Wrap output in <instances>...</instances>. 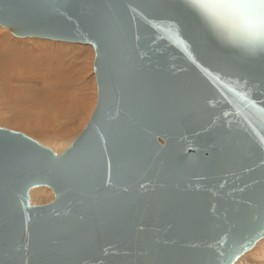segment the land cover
<instances>
[{"label": "water", "instance_id": "obj_1", "mask_svg": "<svg viewBox=\"0 0 264 264\" xmlns=\"http://www.w3.org/2000/svg\"><path fill=\"white\" fill-rule=\"evenodd\" d=\"M152 2L0 0L17 38L91 45L98 93L60 156L0 128V264H237L264 239V61L240 60L227 21L190 54ZM42 187L53 202L32 205Z\"/></svg>", "mask_w": 264, "mask_h": 264}, {"label": "rangeland", "instance_id": "obj_2", "mask_svg": "<svg viewBox=\"0 0 264 264\" xmlns=\"http://www.w3.org/2000/svg\"><path fill=\"white\" fill-rule=\"evenodd\" d=\"M3 36L13 44H16L13 40L17 41V45H14V47L18 46L17 48L39 49L38 53L41 52L40 49L51 51L65 48L68 57H72L69 67L63 73L65 79L63 91L69 98L68 106L63 103V111L69 112L68 114L62 115L60 114L61 111L58 110H37L36 105L34 111L31 107L28 110L29 112L26 111V115H23V109L18 106V100L15 99L16 94L9 90L0 92V128L24 134L60 156L85 129L97 104V84L93 69L94 49L90 45L70 44L41 38H17L0 27V38ZM40 43L47 44L48 47L46 45L41 46ZM78 48L86 49V54L81 55L80 52L71 51ZM40 57L42 56L38 55V58ZM61 62V59H52L51 69L57 68ZM42 69L47 70L44 67ZM20 71V69H16L15 73ZM27 73L34 74L29 71ZM45 80L49 85H54V79L48 78ZM37 82H39V79ZM13 85L16 88L24 85V83H13ZM54 198L55 195L49 188H37L30 192L32 205H47L53 202ZM263 242H259L237 264H264Z\"/></svg>", "mask_w": 264, "mask_h": 264}, {"label": "snow or ice", "instance_id": "obj_3", "mask_svg": "<svg viewBox=\"0 0 264 264\" xmlns=\"http://www.w3.org/2000/svg\"><path fill=\"white\" fill-rule=\"evenodd\" d=\"M149 7L165 17L171 35L190 54L193 49L199 48L205 54L213 55L207 42L208 35L214 32L218 39H225L221 29L227 21L229 32L227 39L231 44L241 47L240 60L264 61V0H154ZM186 14L198 17L202 21V26L193 30L187 38L183 34ZM225 64L233 72L242 71L241 64L227 60ZM236 84L242 89L236 94L244 100H249L250 89L255 88L251 79L240 76ZM261 146L264 147V142ZM261 219L264 220V217ZM24 264L28 262L25 261Z\"/></svg>", "mask_w": 264, "mask_h": 264}, {"label": "bare ground", "instance_id": "obj_4", "mask_svg": "<svg viewBox=\"0 0 264 264\" xmlns=\"http://www.w3.org/2000/svg\"><path fill=\"white\" fill-rule=\"evenodd\" d=\"M0 39V92L2 90L13 91L16 94L15 99L18 100V106L23 109V115L26 111L28 113L31 107H33L34 111V106L36 105L37 110H58L61 111L60 114L62 115L68 114L69 112L63 111V103L66 106L69 105V98L63 91V82H65L63 73L69 67L70 59H72V57H68L67 50L63 47V50L46 51V49H40L41 52L38 53L39 49L14 47L18 42L13 40L16 43L13 44L5 36ZM40 45L47 46L44 43H40ZM71 51L80 52L81 55H85L87 52L84 48ZM38 55L42 57L38 58ZM52 59H61L62 62L57 68L51 69ZM43 67L47 68V70H43ZM16 69L21 71L15 73ZM28 71L34 74L27 73ZM48 78L54 79V85H49L46 82L45 79ZM38 79L39 82H37ZM19 82L24 83V85L15 88L13 83ZM263 241L264 239L261 242Z\"/></svg>", "mask_w": 264, "mask_h": 264}]
</instances>
